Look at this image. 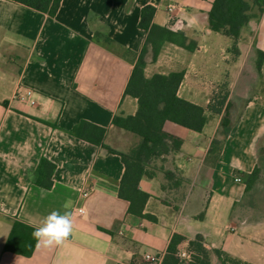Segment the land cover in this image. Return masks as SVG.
Masks as SVG:
<instances>
[{
    "label": "crops",
    "instance_id": "0c3cea01",
    "mask_svg": "<svg viewBox=\"0 0 264 264\" xmlns=\"http://www.w3.org/2000/svg\"><path fill=\"white\" fill-rule=\"evenodd\" d=\"M213 2L62 0L52 17L0 0V264H152L147 253L162 264L174 234L185 238L180 250L189 251L201 235L209 250L264 264V60L258 68L257 55L264 53V13L243 30L234 60L233 40L210 29ZM146 6L156 10L155 25L188 46L166 42L155 61L149 50L146 77L182 73L178 96L204 108L228 83L234 117L219 152L210 149L224 112L202 132L164 124L182 144L154 162V177L140 181L150 195L144 213L155 220L129 213L119 197L121 157L71 134L87 121L106 129L104 145L117 152L140 141L113 119L138 111V100L125 91L146 45L148 32L140 28ZM42 158L55 165L50 189L34 182ZM256 168L258 181L246 192L240 173ZM168 170L188 180L187 188L167 194ZM181 193L184 200L175 201ZM65 203L74 229L62 245L36 248L31 257L4 251L15 220L33 227L53 210L63 213ZM211 263L222 264L214 253Z\"/></svg>",
    "mask_w": 264,
    "mask_h": 264
},
{
    "label": "trees",
    "instance_id": "16d2710c",
    "mask_svg": "<svg viewBox=\"0 0 264 264\" xmlns=\"http://www.w3.org/2000/svg\"><path fill=\"white\" fill-rule=\"evenodd\" d=\"M29 7L35 11L55 16L62 0H10ZM155 8L146 6L142 10L140 28L148 32L146 45L139 55L133 68L126 95L138 100V111L134 116H116L113 124L116 127L128 130L140 138L128 153H120L104 145L106 129L98 127L87 121H81L71 131V134L88 141L96 146H104L109 153L121 157L125 171L121 179L119 197L129 203V213L141 218L155 220L154 217L144 213L150 195L143 192L139 185L144 177H154L153 164L156 160L165 158L178 151L181 140L164 131L167 121L196 132H202L211 116H224L218 136L213 140L211 152H219L231 131L229 119V88L228 83L222 84L220 90L214 95L207 108L184 100L178 96V89L183 80L182 73L169 75L155 74L151 78L145 75L148 51L152 52V61H155L166 42H173L188 47L186 39L178 38L172 31L159 27L153 23ZM264 13V0H214L212 9L208 14L210 29L221 33L233 40L230 52L233 59L239 57V41L244 29L251 22H259ZM258 68L264 60V53L257 52ZM55 126V125H54ZM263 153V151H262ZM55 165L42 158L38 169L34 173V182L50 189ZM246 184V192H250L256 185L260 170L256 168L251 174L240 173ZM166 183L163 190L169 194L178 188L186 189L188 180L173 170L164 172ZM186 193L173 197L175 201L184 200ZM167 204H173L169 199ZM176 208H178L176 206ZM34 227L19 220H15L11 232L4 246L5 252H12L24 257H31L36 249V241L32 237ZM185 238L174 234L167 249L162 264H212L211 255L214 253L222 264H244L220 250H209L204 245V238L197 235L189 243V251L193 253L192 260L187 262L178 257L180 245Z\"/></svg>",
    "mask_w": 264,
    "mask_h": 264
},
{
    "label": "clouds",
    "instance_id": "9594fccd",
    "mask_svg": "<svg viewBox=\"0 0 264 264\" xmlns=\"http://www.w3.org/2000/svg\"><path fill=\"white\" fill-rule=\"evenodd\" d=\"M65 211L53 210L43 217L38 225H34L32 237L36 241V248L51 249L62 245L74 229L73 213L67 209L70 203L63 205Z\"/></svg>",
    "mask_w": 264,
    "mask_h": 264
},
{
    "label": "built area",
    "instance_id": "2783aa9c",
    "mask_svg": "<svg viewBox=\"0 0 264 264\" xmlns=\"http://www.w3.org/2000/svg\"><path fill=\"white\" fill-rule=\"evenodd\" d=\"M24 96L28 99H32L34 96V92L32 90H27ZM34 103L35 102L31 100V104L33 105ZM238 181H240V179H238ZM79 213H84V210L83 209L79 210ZM192 255L193 253L188 250H180L178 253V257L181 260H186L187 262L192 260ZM144 259L147 262L152 263V264H161L160 258L153 256L151 254H148V253L144 255Z\"/></svg>",
    "mask_w": 264,
    "mask_h": 264
},
{
    "label": "rangeland",
    "instance_id": "374dc122",
    "mask_svg": "<svg viewBox=\"0 0 264 264\" xmlns=\"http://www.w3.org/2000/svg\"><path fill=\"white\" fill-rule=\"evenodd\" d=\"M229 119L232 121L234 119L233 115H230ZM263 152H264V148H263Z\"/></svg>",
    "mask_w": 264,
    "mask_h": 264
}]
</instances>
